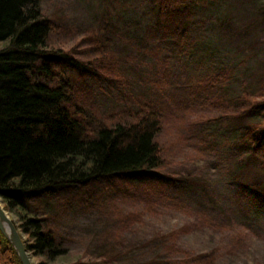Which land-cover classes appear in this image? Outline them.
<instances>
[{
    "label": "trees",
    "instance_id": "obj_1",
    "mask_svg": "<svg viewBox=\"0 0 264 264\" xmlns=\"http://www.w3.org/2000/svg\"><path fill=\"white\" fill-rule=\"evenodd\" d=\"M48 1L0 0V201L15 217L27 252L44 258L39 264L73 255L62 226L71 199L112 185L119 193L131 192L125 202L144 208L121 213L115 203L113 214L120 220L105 232L103 253L87 260L85 251H76L68 263L110 264L118 254L115 243L123 241L119 233L150 212L152 198L162 197L172 183L162 173L189 158L192 135L184 132L191 133L203 119L236 124L238 143L250 147L240 169L256 166L264 178V72L255 93L234 97L219 86L224 73L197 79L191 93L198 103L185 107V116L131 95L135 109L127 104L101 113L85 78L106 86L123 82L118 55L99 30L63 25ZM154 1L161 27L180 25L175 33L181 47L187 8H180L181 0ZM257 150L262 160L255 158ZM246 233L228 232L187 211L181 225L153 235L161 258L157 264H264V248L251 249ZM183 237L203 248L182 249ZM176 256L181 257L176 261ZM0 264H21L1 233Z\"/></svg>",
    "mask_w": 264,
    "mask_h": 264
},
{
    "label": "rangeland",
    "instance_id": "obj_2",
    "mask_svg": "<svg viewBox=\"0 0 264 264\" xmlns=\"http://www.w3.org/2000/svg\"><path fill=\"white\" fill-rule=\"evenodd\" d=\"M179 5L188 10L186 42L181 47L175 33L180 25L161 27L154 0L48 1L63 25L99 30L118 55L123 82L106 86L85 78L101 113L125 109L127 104L135 109L127 98L131 95L164 106L176 117L185 116L184 108L198 103L191 93L194 82L223 73L227 78H220L219 86L225 96L256 92L264 72V0H181ZM192 130L184 132L193 137H189V158L178 159L162 173L172 183L162 197L152 198L150 212H142L139 221L119 233L123 241L115 243L113 252L118 254L110 264H157L161 258L153 235L181 225L187 211L231 233L244 229L251 249L264 248V178L256 166L240 169L250 147L238 143L236 124L203 119ZM255 158L263 159L258 150ZM92 191V196L71 199L69 210L65 209L62 226L73 255L50 264H68L76 251H85L87 260L103 253L105 232L120 220L113 214L115 203L121 213L144 208L141 203L125 202L131 192L119 193L112 185ZM55 208L61 211L60 205ZM179 245L193 252L203 248L191 237H183ZM29 255L32 264L44 260Z\"/></svg>",
    "mask_w": 264,
    "mask_h": 264
},
{
    "label": "water",
    "instance_id": "obj_3",
    "mask_svg": "<svg viewBox=\"0 0 264 264\" xmlns=\"http://www.w3.org/2000/svg\"><path fill=\"white\" fill-rule=\"evenodd\" d=\"M0 233L11 245L21 264H32L31 257L27 252L21 232L16 227L14 220L4 209L0 201Z\"/></svg>",
    "mask_w": 264,
    "mask_h": 264
}]
</instances>
